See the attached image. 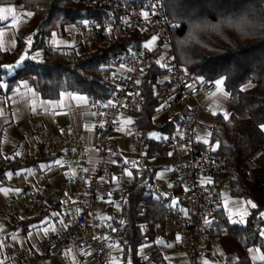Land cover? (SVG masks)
Wrapping results in <instances>:
<instances>
[{
    "label": "trees",
    "instance_id": "16d2710c",
    "mask_svg": "<svg viewBox=\"0 0 264 264\" xmlns=\"http://www.w3.org/2000/svg\"><path fill=\"white\" fill-rule=\"evenodd\" d=\"M0 5L29 13L15 23L14 48L0 47V97H6L25 82L46 100L57 98L62 91H71L102 101L109 93L106 70L102 67L108 52L147 37L134 32L115 38L109 48L88 51L78 41L70 48L60 49L51 39L62 37L65 27L79 19L97 17L99 6L74 0H0ZM165 6L172 23L177 60L186 70L205 79L222 81L228 93L238 87L240 105L248 114L241 118L231 112L219 113L215 118L212 140L225 168L234 172L228 193L246 200L251 207L244 223L231 222L218 209L212 235L226 234L240 247L255 248L264 255V175L250 173L252 157L258 151L264 155V0H165ZM3 25L0 22V27ZM158 72L156 64L144 71L141 109L130 122L140 133L132 142L134 163L128 171L133 181L123 191L117 222L121 224L124 241L119 239L114 264H173L159 248L147 251L145 257L139 253L142 245L151 244L165 231L164 205L144 186V181L153 180L157 170L164 166L139 173L140 159L164 162L169 154V146L161 144L159 138L172 129L152 119L160 107L153 93ZM110 148L116 167L124 165L117 138L111 140ZM27 164L19 158L5 159L0 165V183L7 184V172ZM220 264L252 261L248 256L237 259L230 254Z\"/></svg>",
    "mask_w": 264,
    "mask_h": 264
},
{
    "label": "built area",
    "instance_id": "2783aa9c",
    "mask_svg": "<svg viewBox=\"0 0 264 264\" xmlns=\"http://www.w3.org/2000/svg\"><path fill=\"white\" fill-rule=\"evenodd\" d=\"M74 1L100 7L97 17H85L71 25V33L88 51L95 47L109 48L115 38L128 37L134 32L147 37L111 49L102 62L109 93L102 101L88 96L93 112V137L89 144L66 130L60 122L54 124L55 137L40 127L33 131L48 155L83 154L87 146L93 148L98 157L95 165L91 169L82 168L58 187L53 185L48 172H43L34 184L22 174H14L11 178L14 192L0 208V220L18 216L28 208L39 210L49 202L58 208L60 215L48 235L49 241L60 248L70 243L83 245L91 264H114L112 251L119 239L124 241V238L121 224L117 222L120 219L113 225L104 214V196L115 179L122 191L133 181V175L124 172L132 166L134 158H127L124 165L116 167L111 140L122 117L138 115L142 105L143 73L151 64H156L159 72L153 93L160 107L153 119L172 129L159 138L161 144L169 146V154L164 162L140 159L139 173L152 171L155 166L168 167L171 179L165 191L156 178L146 179L144 186L164 205L165 224L182 234L187 264H202L201 256L209 249L216 229L220 181L223 177L229 181L234 175L233 170L225 168L212 140L216 115L222 113L215 101L218 81L186 70L177 60L165 0ZM150 37L156 38L154 48L146 46ZM239 94L238 87L229 93L228 99L234 109L241 106ZM139 133L127 124L121 136L133 142ZM69 208L75 212L70 213ZM5 249L10 256L20 259L27 255L25 249L8 245Z\"/></svg>",
    "mask_w": 264,
    "mask_h": 264
},
{
    "label": "crops",
    "instance_id": "0c3cea01",
    "mask_svg": "<svg viewBox=\"0 0 264 264\" xmlns=\"http://www.w3.org/2000/svg\"><path fill=\"white\" fill-rule=\"evenodd\" d=\"M10 8H5V22L0 27V47L4 50H12L15 46V23L10 22ZM7 13L9 15H7ZM9 21V23L7 22ZM8 23V24H6ZM72 26H66V36L55 38L54 45L61 49L74 46L78 39L71 33ZM70 36H74L77 42L70 43ZM218 91L229 94L224 85H219ZM227 96L226 100L228 99ZM240 116L247 118L248 114L243 109ZM125 117L118 122L116 135L118 145L123 154L132 144L122 138L121 133ZM60 122L65 129L79 136L85 144H89L93 137V112L88 103V96L71 91H62L55 99H42L33 87L23 82L6 97H0V165L5 159L19 158L21 162L29 164L6 173L7 184L0 183V208L7 197L14 192L11 178L14 174H22L25 179L34 184L43 172L51 173V179L55 187L70 180L82 168L91 169L98 160L96 151L86 147L83 154L80 152L61 153L48 155L39 144L33 131L40 127L50 136L55 137L54 124ZM264 131V126H262ZM163 168V167H161ZM160 168V169H161ZM157 170L155 178L160 182L162 190H166L170 182L169 170ZM116 178L118 177V172ZM250 173L252 175H264V155L258 151L251 159ZM125 175L131 176L129 171ZM227 179L220 181L219 208L228 216L231 222L244 223L250 203L244 199L230 196L228 193ZM123 201L121 185L115 179L108 193L104 196V214L111 219V223L120 219V209ZM70 213L75 210L69 208ZM116 216V218H115ZM56 217V218H55ZM60 218L59 210L49 202L39 210L26 209L18 216H10L6 220H0V264H91L87 248L79 244H68L65 248L49 241L48 235L52 231L55 220ZM33 220L30 222L29 220ZM264 230V228H263ZM5 245L12 248L25 249L27 255L24 259L10 256ZM148 251L159 248L165 259L173 264H187L183 236L171 225L165 224L163 234L156 236L150 244ZM117 247L112 251V259L116 256ZM62 252V256L60 253ZM234 255L237 259L248 256L252 264H264V255L255 248H242L236 241L226 235L218 234L213 237L209 249L201 256L202 264H220L227 255Z\"/></svg>",
    "mask_w": 264,
    "mask_h": 264
},
{
    "label": "rangeland",
    "instance_id": "374dc122",
    "mask_svg": "<svg viewBox=\"0 0 264 264\" xmlns=\"http://www.w3.org/2000/svg\"><path fill=\"white\" fill-rule=\"evenodd\" d=\"M9 6H11V5H0V22H2L5 19V16H3L4 15V10H5V8H7ZM9 10H10L11 14L9 15L7 13V15L10 16V22L14 21L15 19H19V18L23 17L24 15H29V13H27L25 11L18 10V9H12V8H10ZM7 22L9 23V21H7ZM8 23H6V24H8ZM65 32H67V31L65 30ZM65 32H64V35L63 36H65V37L67 36L68 37V35H66ZM69 40H70V43L71 44H74L75 42H77V39L74 36H70V39ZM51 43H53V44L55 43V38H52L51 39ZM155 45H156V38L155 37H150L149 42L146 43V46L148 48H154ZM218 82H219L218 83L219 85L222 84V81L219 80ZM228 95L229 94H225L223 91H217L216 92V95H215L216 96L215 101L217 102V105L219 106V108L221 109V111H222L223 114L224 113L228 114L229 112H231L234 115H236L238 117H241L240 116V112H241L240 110H243L244 108L242 106H240L239 109H237V108L234 109L233 108V105L229 101L226 100V98H227ZM124 120H125L124 124L127 125V124H130V122L133 120V118H130V117L127 116V117L124 118ZM153 121H154V123H157L154 119H153ZM160 134H161V132L158 133V135H160ZM153 136H156V135L153 134ZM124 153H125L124 160L127 159V158H133L131 156V153H132V144L129 145V148ZM160 170L161 171H166V170H168V167L167 166H164ZM150 246H151L150 244H144V245H142L140 247V249H139V253L143 257H145V254L148 251V248Z\"/></svg>",
    "mask_w": 264,
    "mask_h": 264
},
{
    "label": "snow or ice",
    "instance_id": "6c2138e0",
    "mask_svg": "<svg viewBox=\"0 0 264 264\" xmlns=\"http://www.w3.org/2000/svg\"><path fill=\"white\" fill-rule=\"evenodd\" d=\"M21 59H23V57L21 58ZM19 63V62H18ZM5 67H12V66H5ZM219 83V82H218ZM253 206H255V205H253ZM262 215H264V214H262Z\"/></svg>",
    "mask_w": 264,
    "mask_h": 264
}]
</instances>
